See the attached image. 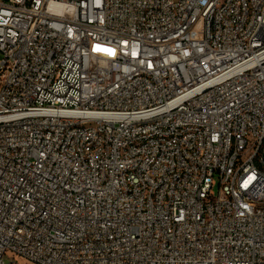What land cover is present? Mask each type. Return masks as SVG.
Listing matches in <instances>:
<instances>
[{
  "label": "built area",
  "instance_id": "built-area-1",
  "mask_svg": "<svg viewBox=\"0 0 264 264\" xmlns=\"http://www.w3.org/2000/svg\"><path fill=\"white\" fill-rule=\"evenodd\" d=\"M8 254L264 264V0H0Z\"/></svg>",
  "mask_w": 264,
  "mask_h": 264
},
{
  "label": "rangeland",
  "instance_id": "rangeland-1",
  "mask_svg": "<svg viewBox=\"0 0 264 264\" xmlns=\"http://www.w3.org/2000/svg\"><path fill=\"white\" fill-rule=\"evenodd\" d=\"M215 192L218 193V188L215 189ZM6 264H32V263L26 261L21 257L8 254L6 256Z\"/></svg>",
  "mask_w": 264,
  "mask_h": 264
}]
</instances>
